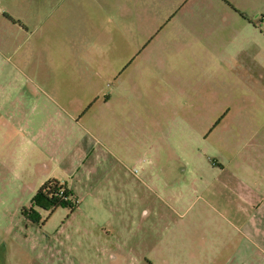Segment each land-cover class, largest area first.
<instances>
[{
    "label": "rangeland",
    "instance_id": "1",
    "mask_svg": "<svg viewBox=\"0 0 264 264\" xmlns=\"http://www.w3.org/2000/svg\"><path fill=\"white\" fill-rule=\"evenodd\" d=\"M101 91L75 211L33 205L48 152L0 145V264H224V184L264 161V0H0V127L73 147Z\"/></svg>",
    "mask_w": 264,
    "mask_h": 264
},
{
    "label": "crops",
    "instance_id": "2",
    "mask_svg": "<svg viewBox=\"0 0 264 264\" xmlns=\"http://www.w3.org/2000/svg\"><path fill=\"white\" fill-rule=\"evenodd\" d=\"M133 63L127 68H130ZM111 100L112 98L104 96L102 91L98 92V95H92L89 100L81 103L82 109L77 111L76 115L68 117L72 122L70 124L80 127L84 132L82 140L73 147L69 146L66 149L62 142L55 145L52 140L46 139L47 124L42 129V132L46 129L43 137L39 139V128L35 124L22 121V119L20 123V121H15L12 116L8 117L12 122L8 124L9 126L5 124L0 127V145L2 144V147L5 148V152L9 148L13 149L12 160L17 165L30 159L31 154L35 151L40 150L43 154L48 152L50 156L47 155L38 167L40 170L48 172L41 183V187L50 179H56L74 193L76 185L73 183V179L79 173L80 166L88 161L95 146V141L89 132L90 129L86 126V120L90 119L98 108V104L103 101L102 106L107 107ZM3 111V105L0 102V116L5 114ZM81 112H83V117L78 118V114ZM133 114L135 115L134 111ZM34 121L39 120L34 119ZM136 124L143 130L148 129L144 120L142 123ZM54 128L58 129L59 125L55 124ZM51 129L53 130V128ZM54 149L56 153L52 155ZM50 162L52 163L50 164ZM259 162L263 165L261 166ZM244 164L247 168L245 167L243 171L238 173L231 172L229 181L224 184L225 188L228 187L230 190L228 195L234 197V203L228 204L227 207L230 209L234 207L237 211V223L230 221V224L239 234V246L235 254L225 257L226 254L222 253V255L217 256V258L225 257L224 264H264V161L260 157H253ZM68 180H71L72 184ZM133 186L130 184L128 189L130 187L132 191Z\"/></svg>",
    "mask_w": 264,
    "mask_h": 264
},
{
    "label": "trees",
    "instance_id": "3",
    "mask_svg": "<svg viewBox=\"0 0 264 264\" xmlns=\"http://www.w3.org/2000/svg\"><path fill=\"white\" fill-rule=\"evenodd\" d=\"M33 205L44 211L67 208L73 212L78 207L79 201L65 184L56 179H50L38 191Z\"/></svg>",
    "mask_w": 264,
    "mask_h": 264
}]
</instances>
